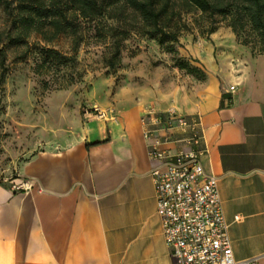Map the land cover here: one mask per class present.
Listing matches in <instances>:
<instances>
[{
  "label": "crops",
  "instance_id": "crops-1",
  "mask_svg": "<svg viewBox=\"0 0 264 264\" xmlns=\"http://www.w3.org/2000/svg\"><path fill=\"white\" fill-rule=\"evenodd\" d=\"M233 69L214 76L209 98L118 91L106 117L89 107L78 129L28 154L15 176L0 175V264H178L157 213L152 170L161 163L144 136L146 112L171 106L201 118L203 164L219 178L234 256L264 264V55ZM22 179L31 187L13 189Z\"/></svg>",
  "mask_w": 264,
  "mask_h": 264
},
{
  "label": "rangeland",
  "instance_id": "rangeland-1",
  "mask_svg": "<svg viewBox=\"0 0 264 264\" xmlns=\"http://www.w3.org/2000/svg\"><path fill=\"white\" fill-rule=\"evenodd\" d=\"M217 30L207 34L212 19L186 14L180 23L176 52L167 43L135 32L124 41L119 62L112 57L110 29L117 22L110 14L85 21L80 41L64 34L47 43L31 34L18 42L12 19L0 6V175L15 176L28 154L42 148L64 131L78 129L89 107H106L120 91L124 99L137 89L181 88L197 98L212 95V80L223 72H234L240 61L251 55L240 44L221 17ZM42 48H52L71 56L75 62L50 69H36L42 62ZM226 61L231 69H208ZM181 65V66H180Z\"/></svg>",
  "mask_w": 264,
  "mask_h": 264
},
{
  "label": "built area",
  "instance_id": "built-area-1",
  "mask_svg": "<svg viewBox=\"0 0 264 264\" xmlns=\"http://www.w3.org/2000/svg\"><path fill=\"white\" fill-rule=\"evenodd\" d=\"M235 89L231 87V91ZM93 110L100 117L107 116L106 109ZM146 114L148 153L161 163L152 170L157 213L177 263L260 264L262 256H234L219 178L207 172L203 164L207 147L200 116L181 114L173 106L164 111L152 107ZM30 187L28 180L12 182L15 190Z\"/></svg>",
  "mask_w": 264,
  "mask_h": 264
},
{
  "label": "trees",
  "instance_id": "trees-1",
  "mask_svg": "<svg viewBox=\"0 0 264 264\" xmlns=\"http://www.w3.org/2000/svg\"><path fill=\"white\" fill-rule=\"evenodd\" d=\"M0 6L12 19L18 42L36 34L50 43L69 34L75 38L74 50L81 40L82 24L110 14L117 22L110 29L112 38H116L110 67L118 64L124 41L132 32L158 38L160 44L167 43V51L176 52L174 44H179L180 23L186 14L212 19L207 34L217 30L216 18L221 17L238 42L250 48L252 56L264 55V0H0ZM41 50L44 57L36 69L75 62L56 49ZM4 78L3 72L0 82Z\"/></svg>",
  "mask_w": 264,
  "mask_h": 264
}]
</instances>
